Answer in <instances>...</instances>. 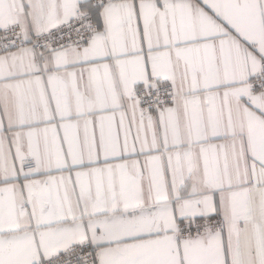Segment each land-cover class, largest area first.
Segmentation results:
<instances>
[{
  "label": "snow or ice",
  "instance_id": "1",
  "mask_svg": "<svg viewBox=\"0 0 264 264\" xmlns=\"http://www.w3.org/2000/svg\"><path fill=\"white\" fill-rule=\"evenodd\" d=\"M0 264H264V0H0Z\"/></svg>",
  "mask_w": 264,
  "mask_h": 264
}]
</instances>
